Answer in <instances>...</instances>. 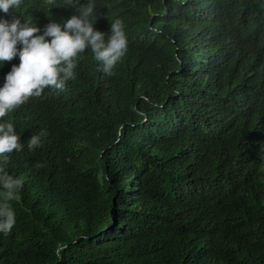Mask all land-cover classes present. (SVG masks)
<instances>
[{"label": "trees", "instance_id": "obj_1", "mask_svg": "<svg viewBox=\"0 0 264 264\" xmlns=\"http://www.w3.org/2000/svg\"><path fill=\"white\" fill-rule=\"evenodd\" d=\"M15 11L0 15L43 30L76 9ZM96 15L125 24L113 73L86 49L64 90L3 118L24 144L4 166L25 183L0 264H264V0H95Z\"/></svg>", "mask_w": 264, "mask_h": 264}, {"label": "clouds", "instance_id": "obj_2", "mask_svg": "<svg viewBox=\"0 0 264 264\" xmlns=\"http://www.w3.org/2000/svg\"><path fill=\"white\" fill-rule=\"evenodd\" d=\"M68 2L76 9L75 14L63 23L50 21L43 30L20 16L0 15V66L16 57L20 61L11 66L0 85V233L5 236L17 223L15 209L9 202L20 199L25 179L10 174L4 166L10 159L8 154L22 151L24 144L14 123L3 118L30 97L40 96L45 87L64 90L67 81L75 78L77 57L86 49L91 51L97 68L110 75L128 50L121 18L110 20V29L104 32L94 27L95 0ZM22 4L23 0H0V13L16 12ZM43 135L41 131L30 136L29 150L34 151L42 145ZM35 166L39 169L46 164L37 162ZM60 250L56 249L57 255Z\"/></svg>", "mask_w": 264, "mask_h": 264}]
</instances>
